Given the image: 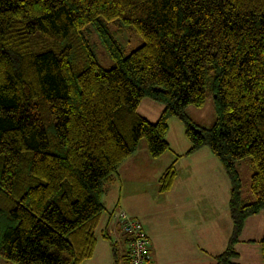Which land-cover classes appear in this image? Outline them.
I'll list each match as a JSON object with an SVG mask.
<instances>
[{"label": "trees", "instance_id": "trees-1", "mask_svg": "<svg viewBox=\"0 0 264 264\" xmlns=\"http://www.w3.org/2000/svg\"><path fill=\"white\" fill-rule=\"evenodd\" d=\"M88 25L113 67L97 62ZM123 34L142 40L127 55ZM211 71L204 128L185 109L203 106ZM144 98L163 105L154 122L136 113ZM172 117L185 154L208 148L228 176L231 233L212 264H235L244 221L264 209V0H0V260L91 258L106 186L142 139L152 158L170 150ZM244 157L252 201L234 167ZM175 176L173 161L158 190Z\"/></svg>", "mask_w": 264, "mask_h": 264}, {"label": "crops", "instance_id": "crops-1", "mask_svg": "<svg viewBox=\"0 0 264 264\" xmlns=\"http://www.w3.org/2000/svg\"><path fill=\"white\" fill-rule=\"evenodd\" d=\"M144 103L147 115L157 120L160 105L151 101ZM168 144L171 150L167 152H171V157L165 152L152 158L146 153L145 145H138L118 167L102 196L104 211L95 230L94 252L82 264H128L126 239L118 230L114 244L107 234L108 228L114 226L112 213L118 209L142 223L150 240L152 264H212V257L224 250L232 226L228 213V176L208 148L183 155L188 146L176 152V148ZM173 161L176 170L173 185L169 191L161 193L158 179ZM146 203L155 207L150 217L146 215ZM256 220L252 216L246 218L242 229L245 236L246 228ZM245 236L241 237L242 241L246 240ZM247 241L253 240L248 238ZM0 264L14 263L0 260Z\"/></svg>", "mask_w": 264, "mask_h": 264}, {"label": "rangeland", "instance_id": "rangeland-1", "mask_svg": "<svg viewBox=\"0 0 264 264\" xmlns=\"http://www.w3.org/2000/svg\"><path fill=\"white\" fill-rule=\"evenodd\" d=\"M83 36L85 37L90 48L92 49L99 65L103 69H109L113 67L114 65L113 61L107 55L96 32L93 30V28L90 25L86 26L85 29L83 30ZM116 38L120 43L124 44V54L126 55L129 54L132 50L137 48L142 43L141 38L138 36H128L126 34H123V35H118ZM128 38L130 39L129 42H128ZM213 76H214V71H211L206 80L205 101L203 106L201 107L188 106L185 109L186 116L195 125L204 128H210L214 124L216 118L215 107H214V95L212 93ZM144 99L145 102L151 101L153 103H157L158 105H160L161 107L160 110L162 111L163 105L161 103L150 100L148 98H144ZM144 101L141 102V104L136 110V113L138 115H140L141 113L142 115L147 116L146 119L148 121L154 122L156 119H152L151 115H147ZM168 128L169 131H167L166 140L168 143L172 144L174 148H176L174 150H176V152H179L180 150H184V149L186 150L187 146L189 149L190 143L184 135V126L182 122L178 118L172 117L171 119L168 120ZM142 145H145L146 147L145 140L143 139L139 142V147H142ZM145 151L148 154L147 148ZM170 153L171 152H166L165 155L170 156L171 155ZM185 153L183 155H186ZM234 167L240 179L241 197L247 201H252L253 198L249 192V180L253 172V168L251 166L249 157H244L237 160L234 164ZM219 207H220L219 199L218 196L216 195V209L218 210ZM154 208L155 207L151 203H146V215L150 217V214L152 215ZM262 214L264 215V209L260 210L256 215L252 216V217H256L257 220L256 222H251L249 226L246 228V236H250V237H246L244 235V232H242L241 235L239 236L240 241L238 242L237 245L238 246L237 250L239 253L233 259V262L235 264H261L262 258L260 254V240L264 233V217L262 218ZM248 229H250L251 232H247ZM258 230H259V235H256V231L258 232ZM220 232L222 233V229H220ZM242 236H245L246 240L243 239L245 241H242L241 239ZM248 238L252 239L253 241H247Z\"/></svg>", "mask_w": 264, "mask_h": 264}, {"label": "built area", "instance_id": "built-area-1", "mask_svg": "<svg viewBox=\"0 0 264 264\" xmlns=\"http://www.w3.org/2000/svg\"><path fill=\"white\" fill-rule=\"evenodd\" d=\"M114 226L108 228L115 244L118 239L117 231L126 239L128 264H152L150 255V240L145 233L142 223L131 218L125 211L118 209L112 213Z\"/></svg>", "mask_w": 264, "mask_h": 264}]
</instances>
